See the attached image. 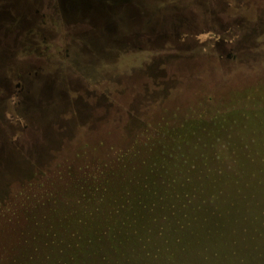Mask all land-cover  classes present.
Returning a JSON list of instances; mask_svg holds the SVG:
<instances>
[{"label":"rangeland","instance_id":"obj_1","mask_svg":"<svg viewBox=\"0 0 264 264\" xmlns=\"http://www.w3.org/2000/svg\"><path fill=\"white\" fill-rule=\"evenodd\" d=\"M52 1L38 0L37 7L52 13ZM90 1L79 9L66 1L54 40L19 41L6 55L0 49L11 80L0 81V264H16L17 256L21 264L29 262L36 246L38 263L57 264L61 253L52 252L48 262L43 241L31 240L27 218L57 221L71 208L60 204L74 193L76 179L67 172L121 146L130 133L129 107L145 122L172 123L189 119L187 110L200 103L221 111V89L264 81V0ZM154 17L169 26L158 34L168 36L159 43L149 30ZM49 24L51 37L53 18ZM34 79L37 86L55 80L46 97L31 86ZM149 86L161 87L164 96L148 98ZM143 131L156 134L146 126ZM222 155L229 165L214 161L217 177L232 174L240 156L247 158L246 167L261 163L250 150ZM238 224L198 235L195 251L185 252L181 264H264V213L252 208Z\"/></svg>","mask_w":264,"mask_h":264},{"label":"trees","instance_id":"obj_2","mask_svg":"<svg viewBox=\"0 0 264 264\" xmlns=\"http://www.w3.org/2000/svg\"><path fill=\"white\" fill-rule=\"evenodd\" d=\"M241 40L247 45L248 38ZM232 44L231 61L238 49ZM163 93L149 86L147 97ZM218 93L221 111L200 103L187 110L189 119L172 123L145 122L129 107L127 130L135 133L103 158L67 172L76 179L74 193L60 204L71 208L57 221L27 218L31 240L43 241L48 262L58 251L57 264H181L185 252L195 251L198 235L240 226L252 208L264 213V81ZM204 96L207 101L211 93ZM145 126L156 134L144 132ZM229 150L232 156L250 150L261 163L246 167L247 158L240 156L232 174L217 177L213 162L228 166L222 154ZM39 250L30 251L24 264H40Z\"/></svg>","mask_w":264,"mask_h":264},{"label":"flooded vegetation","instance_id":"obj_3","mask_svg":"<svg viewBox=\"0 0 264 264\" xmlns=\"http://www.w3.org/2000/svg\"><path fill=\"white\" fill-rule=\"evenodd\" d=\"M38 0H0V46L1 52L7 54L10 52V47L12 44L25 41L36 42L37 40H42L44 42L55 39L59 35V19L61 17L62 3L61 0H53L49 8L53 10L52 13L47 14L45 8L41 11L38 8ZM71 5V1H69ZM50 9H47L51 11ZM53 18V36L49 37L46 35L47 31L51 28V22ZM58 22V23H57ZM51 30V29H50ZM49 32V31H48ZM12 50V49H11ZM7 52V53H6ZM6 65V68H5ZM5 68V70H4ZM7 69V57L0 56V81L6 82V84H11L9 79V73ZM44 79V78H43ZM41 80L37 82L34 79L31 86H37L39 89L43 86L49 89L51 83L55 84V80L51 83L49 81ZM4 83L0 82V87H4Z\"/></svg>","mask_w":264,"mask_h":264},{"label":"water","instance_id":"obj_4","mask_svg":"<svg viewBox=\"0 0 264 264\" xmlns=\"http://www.w3.org/2000/svg\"><path fill=\"white\" fill-rule=\"evenodd\" d=\"M66 1H71V6H74V9H75V7H78V9H79V7H82V8H84V2L86 1V0H61V3H62V9L65 11V7L64 6H66ZM102 1H104V0H102ZM83 2V3H82ZM89 2H91L90 0H89ZM93 2V1H92ZM86 3V2H85ZM168 17H170V18H173V17H176L175 15H169ZM167 17V18H168ZM105 19H106V17H105ZM158 18H155L154 17V20H151L152 21V24H151V27H150V33L152 34V35H154V36H156V39H155V41H156V43H159V42H162V41H164L165 39H166V37L168 38V36H167V34L164 36V37H159L158 36V34H160V33H163V32H165V29H166V31L168 30V28H169V26L168 27H166L167 25H168V23H166L165 25H163V24H160V21L159 20H157ZM106 21H108V19H106ZM141 22V21H140ZM139 22V23H140ZM142 25V24H141ZM121 41H123V43L125 42V39H121ZM40 91H41V95H42V97L43 96H47L48 94V92L47 91H45V90H48V88H46V87H41L40 89H39ZM45 96V97H46ZM49 98V97H48Z\"/></svg>","mask_w":264,"mask_h":264}]
</instances>
